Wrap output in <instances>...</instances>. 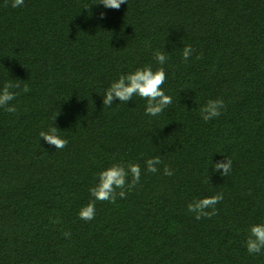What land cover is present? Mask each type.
<instances>
[{"label": "trees", "instance_id": "trees-1", "mask_svg": "<svg viewBox=\"0 0 264 264\" xmlns=\"http://www.w3.org/2000/svg\"><path fill=\"white\" fill-rule=\"evenodd\" d=\"M96 2L0 0V89L20 84L16 112L0 108V264H264V249L246 248L264 223V0ZM156 50L168 56L162 90L173 103L157 116L139 96L104 106L120 75L159 66ZM216 98L222 114L203 121ZM56 113L62 150L39 136ZM225 157L228 176L212 167ZM113 162L138 163L140 182L80 219ZM217 193L215 216L188 211Z\"/></svg>", "mask_w": 264, "mask_h": 264}, {"label": "clouds", "instance_id": "clouds-1", "mask_svg": "<svg viewBox=\"0 0 264 264\" xmlns=\"http://www.w3.org/2000/svg\"><path fill=\"white\" fill-rule=\"evenodd\" d=\"M24 0H12L11 7L18 8L23 6ZM95 4L103 5L105 8L119 9L121 4H127V0H97ZM101 18L104 17V13L100 14ZM195 50L191 45H185L182 50V58L184 63H188L189 58L192 56ZM202 54H198L196 59H200ZM154 59L156 60L158 67L153 70L151 65H145L143 67L135 69V71L122 74L117 80L112 82L106 89L103 95V105L111 106L113 101L118 100L120 103H125L132 100L134 96L146 100L145 113L150 116H157L164 112V110L173 103L172 97L166 95L162 90V86L166 80L165 69L163 65L168 60V56L165 51L156 50L154 52ZM19 89L20 84H13L11 82L5 83L2 89H0V108H4L9 113H15L16 107L11 105V102L15 100L18 92L11 89ZM22 92L27 93L30 91L27 85L22 89ZM224 101L220 98L209 99L200 109L201 119L205 122H209L219 117L224 108ZM58 113L52 117V123L46 131H40L39 136L43 138L45 142L53 145L55 149H64L69 141L60 136V130L54 126L53 122L56 119ZM162 163L159 156H154L145 161L146 170L151 173L158 171L157 166ZM233 161L231 158L225 157L224 161L215 163L213 171L221 170L222 176H228L232 170ZM163 174L166 176L173 175V171L167 165L164 166ZM131 176V180H129ZM141 177V167L138 163L129 162L125 166L120 162H113L107 168L101 170L97 175V183L95 186L89 189L91 196L94 198L86 206L82 207L79 211L80 219L84 221H90L95 218L96 201H108L115 203L117 195L121 198H125V189L131 190L139 182ZM117 189H120L117 192ZM223 193H217L210 197H204L198 200H194L188 204V211L195 214V219L211 218L217 214L216 205L223 200ZM211 211H208V210ZM59 223V221H54ZM65 237H69L70 233L65 232ZM246 248L248 253L258 254L264 249V223L254 224L250 227V234L246 240Z\"/></svg>", "mask_w": 264, "mask_h": 264}]
</instances>
